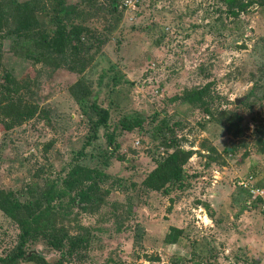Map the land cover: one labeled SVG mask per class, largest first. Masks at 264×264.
<instances>
[{
    "label": "rangeland",
    "instance_id": "374dc122",
    "mask_svg": "<svg viewBox=\"0 0 264 264\" xmlns=\"http://www.w3.org/2000/svg\"><path fill=\"white\" fill-rule=\"evenodd\" d=\"M36 3L38 28L81 32L52 66L12 53L25 40L15 19L0 31V191L43 199L76 164L105 177L94 206L55 199L58 226L85 250L63 256L37 238L15 264H264V200L241 184L264 189V2L237 17L223 0ZM8 75L20 102L5 96ZM208 83V112L172 100ZM177 146L188 154L180 186L151 188ZM19 233L0 208V264Z\"/></svg>",
    "mask_w": 264,
    "mask_h": 264
},
{
    "label": "trees",
    "instance_id": "16d2710c",
    "mask_svg": "<svg viewBox=\"0 0 264 264\" xmlns=\"http://www.w3.org/2000/svg\"><path fill=\"white\" fill-rule=\"evenodd\" d=\"M223 1L228 14L234 17L246 11L249 6L264 2V0ZM36 4V0H0V31L7 28L8 19H15L19 24L18 31L22 32L21 37H24L25 40L22 43H17V46H21L22 52H16L13 46L12 53L25 60L30 59L55 66V63H59L64 58L63 56L66 55V46L69 44L74 45V48L78 46L81 28L73 26L68 29L66 25H61L52 34L47 33L45 30L38 28L35 17ZM6 32L0 34V51L3 44L2 41L6 37L5 35L8 34ZM57 59L59 60L55 62ZM9 78L8 75L6 85L2 86L3 90L8 93L5 96L12 101L11 96L15 95L14 97L18 102L22 101L23 94H20L19 91L22 85ZM79 85L76 84L75 86ZM75 86L73 91L76 94V91L78 92L80 88L76 89ZM209 86L210 84L208 83L203 87L184 89L180 94L174 96L172 100H179L181 103L190 106L205 105V109H207L206 99L210 96ZM79 98L81 102L84 101V97ZM26 110L30 111L32 109L27 107ZM206 111L208 112L209 110L207 109ZM107 115L108 112H104L101 115V118L97 121V126L106 123ZM127 125L129 127L130 124ZM164 139L163 142L167 144L166 138ZM170 145L172 144H167L166 146L170 147ZM187 156L188 154L180 146H177L174 147L171 153L157 160L156 168L148 177L149 186L155 189L165 186H180L183 176V164L188 158ZM104 177L105 174L97 169L76 164L69 170L64 188L58 190L53 183L50 184L45 191H40L43 199L35 196L32 200L21 202L15 199L13 192L0 191V208L20 228L15 249L6 258L1 259V262L3 264H15L25 256L26 244L30 240L37 238H43L49 246L59 250L63 256L75 255L85 250L88 242L82 236L71 235L67 233L63 226H58V219L61 217L60 214L62 215V210H58L55 199L67 195L68 192H74V196L70 199L71 203H77L84 207L88 205L94 206L98 198L99 183L104 180ZM257 200L261 201L262 198L259 197ZM65 213L67 214L68 212ZM178 236L179 231L176 227H172L166 241L175 243Z\"/></svg>",
    "mask_w": 264,
    "mask_h": 264
},
{
    "label": "built area",
    "instance_id": "2783aa9c",
    "mask_svg": "<svg viewBox=\"0 0 264 264\" xmlns=\"http://www.w3.org/2000/svg\"><path fill=\"white\" fill-rule=\"evenodd\" d=\"M138 2V0H125V5L130 6V7H134L136 5V3ZM241 184H243L245 187L248 188V191L256 196V197H260L264 200V189L262 186H254L251 184H246L241 182ZM264 209V207H263Z\"/></svg>",
    "mask_w": 264,
    "mask_h": 264
}]
</instances>
